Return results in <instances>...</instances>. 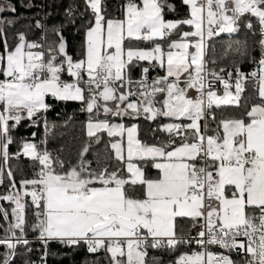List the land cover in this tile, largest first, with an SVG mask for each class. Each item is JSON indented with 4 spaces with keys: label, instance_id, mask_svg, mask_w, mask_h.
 Wrapping results in <instances>:
<instances>
[{
    "label": "snow or ice",
    "instance_id": "obj_1",
    "mask_svg": "<svg viewBox=\"0 0 264 264\" xmlns=\"http://www.w3.org/2000/svg\"><path fill=\"white\" fill-rule=\"evenodd\" d=\"M83 4L87 22L78 58L68 53L59 29L47 44L23 32L14 44L2 40L0 186L6 191L0 201L9 207L0 205L7 224L0 225L6 249L0 264H12L18 246L30 244L29 231L43 245L41 264L52 243L103 250L108 264H158L151 249L178 253L171 264H264V0H182L187 15L175 20L165 18L166 10L176 11L169 0H126L119 17L104 0ZM74 11L70 6L67 15ZM16 12L11 0H0V16ZM5 23L13 21L0 18V34ZM241 24L259 33L258 59L236 49L256 68H210L216 60L206 59L208 42L239 32ZM231 51L229 45L223 58ZM157 69L163 74L151 76ZM249 82L258 102L217 120L213 108H239ZM49 98L78 103L87 114V139L75 160L41 147L55 127L46 120L40 144L32 133L15 154L9 150L22 122L36 126L44 119ZM125 117L164 118L159 131L167 139L145 143ZM102 142L105 154L97 152L94 167L88 156ZM21 155L38 167L31 178L17 180L9 162Z\"/></svg>",
    "mask_w": 264,
    "mask_h": 264
},
{
    "label": "trees",
    "instance_id": "obj_2",
    "mask_svg": "<svg viewBox=\"0 0 264 264\" xmlns=\"http://www.w3.org/2000/svg\"><path fill=\"white\" fill-rule=\"evenodd\" d=\"M126 0H104L107 7V11L112 16H122L120 6L125 3ZM14 3L17 12L5 13L0 18L5 21L12 20V24L5 23L3 34H0V51H2V40L6 36L10 44L16 42L18 33L23 32L26 34L30 41H37L47 44L57 39L55 30L59 29L65 37L68 45V53L74 58H78L82 52V43L84 40L83 25L87 22L85 17L80 14L84 12L83 0H11ZM176 7L175 12H165L166 19H182L187 15V6L182 4V0H169ZM74 7L75 11L73 15L69 17L67 11L69 7ZM90 15V14H86ZM75 20V23L71 21ZM39 21L43 27L37 28L36 22ZM185 29L187 26H184ZM173 39L176 37L173 36ZM259 33L249 31L241 24L240 31L232 35L222 33L220 36L209 41V51L206 59L211 61L215 58L216 63H209L210 68H215L217 71L219 67L223 66L227 70L234 69L236 65L242 70H250L256 67L251 62L250 56L259 58L260 48L258 44ZM231 45L232 51L228 54L227 58H223V53L228 46ZM143 46H149L144 44ZM239 48L244 51L245 48L250 53V56H241L236 52ZM145 64L147 62H144ZM158 69L152 71V73L160 74ZM140 75L139 69H137L133 77L137 78ZM65 79H69L66 75ZM51 104V109L44 114V119L49 126L55 125L51 128V135L47 137L46 148L54 156L59 155L64 159L75 160L79 149L83 146L84 141L87 139L85 134V121L87 120V114L79 111L80 105L75 102H57L48 99ZM256 92L254 85L249 82L246 85V91L242 94L240 101V107L235 106H221L215 112L217 120L226 118L229 116L239 115L245 110V106L250 107L251 104L257 103ZM212 127L215 124L210 122ZM43 119L36 125L30 126V122H22V126H19L13 132L14 143L9 146V150L12 154H15L20 150V141L22 139L33 140L32 133H35L33 142L40 144V141L45 138L43 134ZM107 140V137H104ZM43 145H41L42 147ZM99 152L101 156L105 154V145L102 142L99 145H93L92 151L89 153L88 159L93 161V166H96V154ZM11 170L14 172L16 179L19 180L22 177L31 178L34 170L38 165L29 158L21 155L19 159H12L9 162ZM151 174L155 175V170H151ZM6 189L0 186V194L4 193ZM30 199V198H29ZM0 205L8 208L7 202L0 201ZM10 211V209H9ZM28 219L31 222V209L27 210ZM11 219V217H10ZM0 225L7 224L3 218L0 217ZM3 228H0V237H3ZM27 239L30 244L25 246H18L17 255L14 257L12 264H41V255L43 253V245L35 238V234L31 231L28 232ZM195 245H191L193 249ZM32 251L29 252L28 248ZM182 250H187L186 247H182ZM6 251L4 246H0V262L3 260V253ZM107 253L101 250L98 253H89L85 247L80 248H67L63 245L52 243L49 246V255L47 257V264H108ZM178 253H172L168 250H150V258L154 257L158 264H171L176 258ZM234 259L239 260L237 255L233 256Z\"/></svg>",
    "mask_w": 264,
    "mask_h": 264
},
{
    "label": "crops",
    "instance_id": "obj_3",
    "mask_svg": "<svg viewBox=\"0 0 264 264\" xmlns=\"http://www.w3.org/2000/svg\"><path fill=\"white\" fill-rule=\"evenodd\" d=\"M141 46L146 47L143 45H141ZM147 47H149V46H147ZM159 71H161V70H159ZM162 74H163V72L161 71L159 75H162ZM151 75L156 76L158 74L152 73ZM139 77H140V75L137 78H134V77L133 78L138 79ZM217 91H218V94L222 95L223 88L221 87ZM112 122H121V121L119 120V118H113ZM123 122L126 124L136 123L138 125V128H139V138L142 141H144L145 143L154 144V143L160 142L161 140L167 139V134L159 131V126H161L163 123L168 122L164 118H160V119L155 120V121H150V120H146L143 117H141L140 119L133 121V120H129L127 117H125Z\"/></svg>",
    "mask_w": 264,
    "mask_h": 264
},
{
    "label": "built area",
    "instance_id": "obj_4",
    "mask_svg": "<svg viewBox=\"0 0 264 264\" xmlns=\"http://www.w3.org/2000/svg\"><path fill=\"white\" fill-rule=\"evenodd\" d=\"M217 37V36H216ZM216 37H213V39L214 38H216ZM256 67H253L252 69H250V70H242V71H244L245 73H249V72H251V71H253L254 69H255ZM228 70H233V69H228ZM152 74V72L150 73V75ZM152 76V75H151ZM154 77V76H153ZM217 90L219 89V88H221L222 86L221 85H219V84H217ZM218 109H220V108H213V113L215 114V112L218 110ZM44 121H45V119H43V127H44ZM211 122V120H209V123ZM45 133V127L43 128V134ZM43 147H46L45 145H43L42 146V148ZM195 233V230L193 229V234ZM195 245V244H194ZM196 245L193 247V249L192 250H196ZM213 251H223V250H221V249H218V248H214V249H212ZM234 255H236L235 253H233V256ZM234 258V257H233Z\"/></svg>",
    "mask_w": 264,
    "mask_h": 264
},
{
    "label": "water",
    "instance_id": "obj_5",
    "mask_svg": "<svg viewBox=\"0 0 264 264\" xmlns=\"http://www.w3.org/2000/svg\"><path fill=\"white\" fill-rule=\"evenodd\" d=\"M224 34H226V33H224Z\"/></svg>",
    "mask_w": 264,
    "mask_h": 264
}]
</instances>
